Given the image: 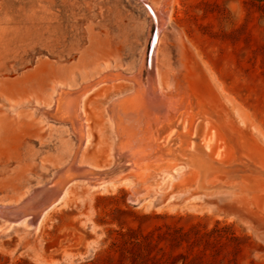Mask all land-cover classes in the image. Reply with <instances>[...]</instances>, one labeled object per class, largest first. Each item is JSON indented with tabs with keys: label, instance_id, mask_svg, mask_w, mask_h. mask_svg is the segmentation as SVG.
Here are the masks:
<instances>
[{
	"label": "rangeland",
	"instance_id": "374dc122",
	"mask_svg": "<svg viewBox=\"0 0 264 264\" xmlns=\"http://www.w3.org/2000/svg\"><path fill=\"white\" fill-rule=\"evenodd\" d=\"M148 1L170 10L152 71L177 107L168 154L133 170L108 110L151 50L145 4L0 0V264H264V0ZM60 87L85 88V142L44 114Z\"/></svg>",
	"mask_w": 264,
	"mask_h": 264
},
{
	"label": "bare ground",
	"instance_id": "6f19581e",
	"mask_svg": "<svg viewBox=\"0 0 264 264\" xmlns=\"http://www.w3.org/2000/svg\"><path fill=\"white\" fill-rule=\"evenodd\" d=\"M141 1L143 4H146V6H143L146 8L148 15L153 20V23L156 26L155 34L152 38L151 50L149 52V63L147 64L145 62L144 64L143 62H141V64L137 68V72L128 77V79L131 80L134 85L133 93L128 94L117 101L115 100V102L110 106L108 110L112 133L115 136V139L117 141L119 140L117 146V156L125 155L127 157V159L125 160L129 161V164L133 170L139 166L137 164H146V160L149 159H151V162L158 161L162 157L161 154H168L166 152V149L164 148L163 143H161L158 139V128L161 124V121L166 120L169 114H171V112H174L175 108L177 107V103L175 100L170 97H165L162 90L159 91L160 83L156 69L155 72L152 71L153 47L155 43L157 44L159 41V30L161 29L162 25L165 24L167 19L171 18L170 10H167L166 8L167 2H165V5L161 6V8L158 9L153 5L152 2L148 0ZM143 66L147 68L146 79L148 80L149 84H145L144 78H142L141 71L143 69ZM122 78L127 77L126 75H123ZM85 88H87V86ZM85 88H83L82 91H85ZM82 91L61 87L58 88L57 96L53 97L54 101L51 104V106H55V112L53 113L44 110V114L46 117L69 123L74 135L78 137L79 141L85 142L87 140L86 127L79 115ZM76 154L77 152L75 153V156ZM74 165L75 163L73 158V160L69 163L68 170L75 172L74 175L79 173L82 168L86 167L84 165L74 167ZM71 179L72 177L66 178L65 183H69ZM99 184V182L92 183V185L94 186H97ZM62 188H64V186ZM36 189L38 190V188ZM50 190L51 191L48 196L46 195L44 198L47 199V197H52L53 201L56 198V201L65 199L68 193V189L64 190L58 188L57 186H55V184H53ZM48 201L50 200L48 199ZM21 206L25 207L26 205H20L19 202L18 204H14L13 207L8 210V214L14 212H17V214L19 213V216L28 214L29 211L22 210ZM37 207L38 206L36 205V208ZM47 211V208L46 211L42 210L38 213L37 211L36 213L34 211L30 219H27L28 217H26V224L29 220L34 223L35 226H38L45 218L44 216L46 215V213L48 215L49 211ZM0 214H3L1 210ZM8 214L6 215L8 216ZM0 218L3 217L0 216ZM8 218L10 220L14 219L13 216H8ZM7 227H9V225H7Z\"/></svg>",
	"mask_w": 264,
	"mask_h": 264
},
{
	"label": "water",
	"instance_id": "95a60500",
	"mask_svg": "<svg viewBox=\"0 0 264 264\" xmlns=\"http://www.w3.org/2000/svg\"><path fill=\"white\" fill-rule=\"evenodd\" d=\"M145 6H146V4H145ZM154 32H155V30H153V33H154ZM146 63H147V64L149 63V49H148V54H147ZM95 172H97V171H95Z\"/></svg>",
	"mask_w": 264,
	"mask_h": 264
},
{
	"label": "crops",
	"instance_id": "0c3cea01",
	"mask_svg": "<svg viewBox=\"0 0 264 264\" xmlns=\"http://www.w3.org/2000/svg\"><path fill=\"white\" fill-rule=\"evenodd\" d=\"M163 93H164V92H163ZM164 94H165V97H166V95H167V97L170 95V94H168L167 92H165Z\"/></svg>",
	"mask_w": 264,
	"mask_h": 264
}]
</instances>
